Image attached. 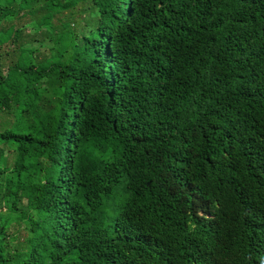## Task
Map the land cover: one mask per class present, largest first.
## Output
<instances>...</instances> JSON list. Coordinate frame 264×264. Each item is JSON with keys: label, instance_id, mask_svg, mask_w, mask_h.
<instances>
[{"label": "trees", "instance_id": "obj_1", "mask_svg": "<svg viewBox=\"0 0 264 264\" xmlns=\"http://www.w3.org/2000/svg\"><path fill=\"white\" fill-rule=\"evenodd\" d=\"M0 41V264H264V0H0Z\"/></svg>", "mask_w": 264, "mask_h": 264}, {"label": "rangeland", "instance_id": "obj_2", "mask_svg": "<svg viewBox=\"0 0 264 264\" xmlns=\"http://www.w3.org/2000/svg\"><path fill=\"white\" fill-rule=\"evenodd\" d=\"M58 19H53V24H55L58 29L61 28H66L67 26L72 28L73 31L76 33L77 36L80 34H85V35H93L95 33V30L93 28V25L89 23L87 14L85 10L82 9V6L78 4L74 9L71 11H64L63 13L59 14L56 16ZM22 19L21 21H23ZM54 27V30L57 29V27ZM12 47L8 43H3L0 41V52L1 54L4 52V54H8L7 56H4V62L9 61V57L11 56L12 58ZM12 183L6 181L5 187L6 189L11 187ZM23 196H25V193H23ZM22 200L27 207H32L33 206V201L30 199H26L25 197H22ZM9 232H14V229L11 227L9 228ZM25 252H17L15 256V262L18 260L19 257H21Z\"/></svg>", "mask_w": 264, "mask_h": 264}]
</instances>
